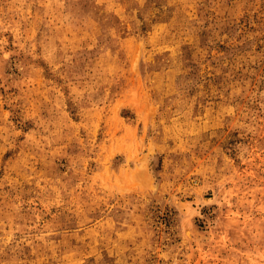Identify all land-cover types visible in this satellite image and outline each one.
<instances>
[{
  "label": "rangeland",
  "instance_id": "obj_1",
  "mask_svg": "<svg viewBox=\"0 0 264 264\" xmlns=\"http://www.w3.org/2000/svg\"><path fill=\"white\" fill-rule=\"evenodd\" d=\"M0 264H264V0H0Z\"/></svg>",
  "mask_w": 264,
  "mask_h": 264
},
{
  "label": "bare ground",
  "instance_id": "obj_2",
  "mask_svg": "<svg viewBox=\"0 0 264 264\" xmlns=\"http://www.w3.org/2000/svg\"><path fill=\"white\" fill-rule=\"evenodd\" d=\"M44 216V215H43ZM185 221V220H184ZM187 221V220H186ZM185 221V222H186ZM187 224V223H186ZM191 225V224H190ZM190 225H185V228H186V233H188V234H191L192 235V232H191V228H190Z\"/></svg>",
  "mask_w": 264,
  "mask_h": 264
}]
</instances>
